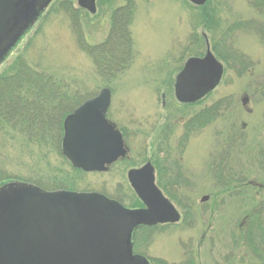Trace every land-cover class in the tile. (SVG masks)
<instances>
[{
	"label": "rangeland",
	"instance_id": "obj_1",
	"mask_svg": "<svg viewBox=\"0 0 264 264\" xmlns=\"http://www.w3.org/2000/svg\"><path fill=\"white\" fill-rule=\"evenodd\" d=\"M129 1L97 0L93 14L78 0H53L0 64L1 76L23 55L36 72L55 77L71 101L110 89L109 119L127 134L129 158L106 173L79 172L61 148L32 143L1 123L0 186L66 187L132 207L128 171L151 161L181 217L139 229L136 254L152 264H258L243 232L254 214L264 230V10L253 0H207L218 23L203 24V6L189 0H133L132 52L106 80L79 37L91 47L106 41L112 13ZM208 48L223 67L218 85L199 101L178 102L179 72ZM217 103L216 117L198 119Z\"/></svg>",
	"mask_w": 264,
	"mask_h": 264
},
{
	"label": "water",
	"instance_id": "obj_2",
	"mask_svg": "<svg viewBox=\"0 0 264 264\" xmlns=\"http://www.w3.org/2000/svg\"><path fill=\"white\" fill-rule=\"evenodd\" d=\"M51 1L0 0V63ZM78 1L83 8L96 13V0ZM189 1L203 6L207 0ZM222 71V65L208 48L204 58L190 59L178 76L177 97L184 102L201 99L218 85ZM110 104L111 91L104 89L66 118L62 152L74 168L84 172H105L108 166L126 157L121 133L106 119ZM143 174L148 177L146 185L138 179ZM129 181L139 198L148 205V211H128L97 193L66 195L67 200H72L74 216L77 214L80 222L84 219L82 228H86L95 240L84 264H149L144 257L133 256L131 238L134 229L180 220L179 213L156 188L151 164L142 170L130 171ZM48 198L34 186L24 183H9L0 188V264H23L27 253L41 251L37 243L43 242L54 225L49 210L52 202ZM25 199H37V202L25 209L19 205ZM207 200L208 197H204L202 201ZM154 203L162 206V212L155 211ZM22 226L26 229L21 232ZM33 240L37 242L33 244ZM69 264L81 262L75 260Z\"/></svg>",
	"mask_w": 264,
	"mask_h": 264
},
{
	"label": "trees",
	"instance_id": "obj_3",
	"mask_svg": "<svg viewBox=\"0 0 264 264\" xmlns=\"http://www.w3.org/2000/svg\"><path fill=\"white\" fill-rule=\"evenodd\" d=\"M129 2V7L127 4L117 7L112 13L111 28L106 41L91 47L86 43L83 33L79 37L82 51L91 57L98 75L106 77V80L112 78L118 72L117 69L124 67V61L130 57L128 53L132 52L133 39L129 31L131 12L128 10L133 0ZM253 3L255 7L264 10V0H253ZM210 7L211 3L199 9L203 24L218 23L217 12ZM63 91L55 77L36 72L23 55L19 56L8 71L0 76V124L9 126L32 143L52 144L60 149L65 118L90 99L89 97L82 103L71 101L70 95ZM220 106L221 103H217L215 107L204 110L198 119L202 121L203 118H209L211 121V118L217 116ZM60 154L63 155L62 152ZM1 180L0 184L3 182ZM246 227L243 232L244 240L252 256L264 258V244L260 245L262 241L264 243L261 215L254 214L249 217Z\"/></svg>",
	"mask_w": 264,
	"mask_h": 264
},
{
	"label": "flooded vegetation",
	"instance_id": "obj_4",
	"mask_svg": "<svg viewBox=\"0 0 264 264\" xmlns=\"http://www.w3.org/2000/svg\"><path fill=\"white\" fill-rule=\"evenodd\" d=\"M124 6V5H122ZM122 6H119L118 8H121ZM185 66L183 67V69H181V71L179 72L178 76L184 71ZM177 76V79H178ZM176 79V81H177ZM176 83V82H175ZM175 96H176V100L182 104L184 103H189V102H184L179 100V98L176 95V87H175ZM165 98V95L163 96ZM195 101H199V99H196ZM192 101V102H195ZM190 102V103H192ZM111 106V105H110ZM109 110L110 107L108 109V113L106 114V118L109 121V123H111L116 130H118L123 137L124 140V144H125V148L127 149V155L124 158H120L118 161H116L115 163H113L112 165H110L108 167V170L103 172L106 173L108 172L114 165L118 164L119 162H123L126 159L129 158V154L131 152L130 147H129V141H128V137L127 134L124 132L123 128L119 127L118 123L110 121L109 119ZM148 164H151V166L154 169V184L156 186V188L160 191L162 197L164 199H166L167 201H169V203L176 209V207L174 206L173 202L171 201V199L166 195V192L164 190V188L161 186L162 182L160 181V176L158 178V169L157 167L151 162V161H147L145 164H143L142 166L139 167H133L128 171V181H129V173L132 170H142L144 169L146 166H148ZM139 181L141 184H147L148 183V177L147 174H143L141 176H139ZM24 184H28V183H24ZM129 184L132 188V190L135 193V204L133 202L132 207H128L126 206L124 203H122L121 199H108L111 202H115L117 204H119L123 209H126L128 211H141V210H145L148 211V205H146L137 195L136 191L134 190V188L132 187L130 181ZM30 185V184H28ZM34 188H36V190H39L40 192H42V194H46L48 195V200H51L52 205H50V215L52 216V218L54 219V225L52 226L53 230H50L44 237L43 242L42 243H37V248H40L41 251L40 252H29L25 255V258L23 260V264H69L70 262H73L75 260H78L81 262V264H84L86 262V260L89 258L87 255H89L87 252L88 250H90L93 247V242L95 241L94 238L88 234V230H86V228H82V224H84V219L82 222H80L79 216L76 214L74 216V211H73V203L72 200H67L66 195L70 194V193H75V194H88V193H84V192H78V191H73L70 190L66 187H63L62 189H54V190H43L37 186H34ZM208 197V196H205ZM37 202V199H25L23 201L19 202L20 207H25V209L27 208L28 205L31 204H35ZM153 207L155 209V211L158 212H162L161 207L159 203H154ZM176 211L178 213H180L177 209ZM73 217H75L76 219H74ZM95 217V214L92 215V218ZM93 220V219H92ZM180 222V220L176 223H157V224H153V225H141L139 227H137L136 229H134L133 233H132V238H131V245H132V250H133V256H142L145 259L148 258L141 255V254H136L134 252V235L135 233L139 230V229H146V230H152L155 228H159L162 226H168V225H175L178 224ZM32 226V224L30 225ZM25 226H22L21 228V232L23 230H25ZM24 235L21 234V241H23ZM28 240V239H27ZM26 240V241H27ZM25 241V242H26ZM24 242V243H25ZM37 241L33 240V244H35ZM27 245H30L29 243H25ZM40 244V246H39ZM264 244L263 241L260 243V245ZM255 260L258 261V264H264L263 260L264 258L262 257L260 258H254ZM151 264V261H150Z\"/></svg>",
	"mask_w": 264,
	"mask_h": 264
}]
</instances>
